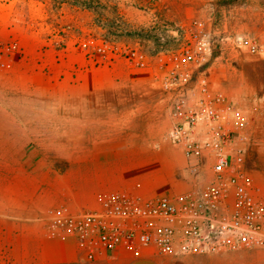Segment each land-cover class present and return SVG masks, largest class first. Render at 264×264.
<instances>
[{"label": "rangeland", "instance_id": "rangeland-1", "mask_svg": "<svg viewBox=\"0 0 264 264\" xmlns=\"http://www.w3.org/2000/svg\"><path fill=\"white\" fill-rule=\"evenodd\" d=\"M195 22L212 46L198 75L249 120L247 173L264 194V126L257 127L251 103L264 98V0H0V43L16 44L0 72V132L8 135V146L0 142V174L10 183L23 178L27 193L12 187L8 211L0 210V264H38V238L27 236L49 229V209L72 208L51 200L69 193L71 182L86 189L80 174L151 172L149 197L176 196L212 179L213 163L204 161L207 179L182 189L195 176L169 140L171 114L195 84L166 89L160 69L162 58L181 51ZM245 38L262 51L239 48L235 41ZM133 54L146 67L130 61ZM152 96L163 102L154 117ZM112 107L124 109V129L97 130L96 119L111 118ZM247 250L264 252L208 255Z\"/></svg>", "mask_w": 264, "mask_h": 264}, {"label": "built area", "instance_id": "built-area-1", "mask_svg": "<svg viewBox=\"0 0 264 264\" xmlns=\"http://www.w3.org/2000/svg\"><path fill=\"white\" fill-rule=\"evenodd\" d=\"M235 43L253 54L262 51L253 39ZM15 49L16 44L5 48L0 43V72L8 69L6 55ZM211 51L203 24L195 22L181 51L162 58L160 69L166 89L195 84L191 95L173 105L169 140L183 152L195 177L204 176V161L210 160L212 179L176 196L115 192L102 200L99 210L75 213L66 205L49 209L44 217L49 229L77 238L89 262L120 246L135 255L140 247L155 246L166 255L193 256L264 248V194L247 173L243 146L249 120L198 75L209 64ZM129 60L146 67L142 56L133 54Z\"/></svg>", "mask_w": 264, "mask_h": 264}, {"label": "crops", "instance_id": "crops-1", "mask_svg": "<svg viewBox=\"0 0 264 264\" xmlns=\"http://www.w3.org/2000/svg\"><path fill=\"white\" fill-rule=\"evenodd\" d=\"M151 99V106L154 110L152 116L154 117V114L161 113L160 110L163 102H157V96H152ZM251 101L255 107V111L253 112L255 113L257 127L261 126L263 128L264 124L261 123L264 121V98H256ZM110 111L112 114L111 118L101 117L96 119L97 130H103L102 126H105V130H112L114 132L124 129L125 124H122L121 118L124 109L112 107ZM229 124L233 125L234 121H230ZM7 136L1 130L0 142L4 143L5 146H8ZM6 154H8L7 150L5 151ZM70 175L73 176V174ZM78 177L82 180L86 179L84 182L86 183V189L82 190L80 189L81 186L79 187L77 183L71 182L69 186L70 190L68 189L69 193H66L64 196L57 195L51 201H64L75 210L92 211L100 209L102 200L111 193L130 191L136 192L146 198H149L147 194L155 193V186L152 185L154 174H151V172L149 174H80ZM255 177L258 180L261 178V175L259 174ZM206 179L207 176L190 177L189 183H184L182 189L196 188L192 181L199 182L200 184L202 180ZM137 185H140V187L137 188ZM14 186L18 195H25L26 186L23 178H18L15 183H10L9 174H0L1 211H8V196L10 193H13L11 188ZM78 189L80 191H77ZM74 190H76V193H74ZM78 193H80L81 197H77ZM33 235L28 234L27 237L38 238L40 245L38 264H264V252L261 251L247 250L231 255L225 254L220 257L210 255H166L161 253L155 246L140 247V255H135L133 250L127 246H120L113 253H102L98 256L97 260L89 262L86 252L79 244L77 238L68 233H53L50 229L46 231L44 228H39L38 232H33ZM23 236L25 237V235Z\"/></svg>", "mask_w": 264, "mask_h": 264}, {"label": "bare ground", "instance_id": "bare-ground-1", "mask_svg": "<svg viewBox=\"0 0 264 264\" xmlns=\"http://www.w3.org/2000/svg\"><path fill=\"white\" fill-rule=\"evenodd\" d=\"M0 206H1V204H0Z\"/></svg>", "mask_w": 264, "mask_h": 264}]
</instances>
